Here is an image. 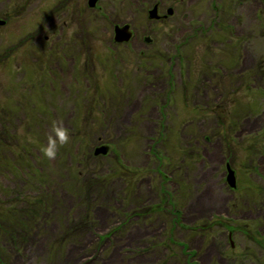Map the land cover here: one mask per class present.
<instances>
[{"label": "rangeland", "instance_id": "obj_1", "mask_svg": "<svg viewBox=\"0 0 264 264\" xmlns=\"http://www.w3.org/2000/svg\"><path fill=\"white\" fill-rule=\"evenodd\" d=\"M13 1L0 264H264V0L179 3L142 53L108 47L97 20L62 41L42 20L54 0ZM54 121L71 139L49 160Z\"/></svg>", "mask_w": 264, "mask_h": 264}, {"label": "flooded vegetation", "instance_id": "obj_2", "mask_svg": "<svg viewBox=\"0 0 264 264\" xmlns=\"http://www.w3.org/2000/svg\"><path fill=\"white\" fill-rule=\"evenodd\" d=\"M16 3L19 4L18 0L10 2L14 7H16L14 5ZM179 3L189 6L191 0H54L50 3V7L44 13L42 20L52 19L57 28L58 33L55 34L57 38L65 36L62 41L77 38L78 27L81 30L83 25H90L93 20H97V24L104 28V33L110 32L107 38L110 42L108 47H112V44L117 46L121 43L123 50L126 47L127 51L142 53L143 49L153 46L155 43L157 28L154 26L163 25L168 21V24L172 23L173 19L170 17L176 13ZM25 4L28 5V0L26 3L22 2L21 6L24 7ZM130 12L139 16L138 24L143 22L146 24L140 28L134 24L135 21H127L125 16ZM7 16L6 12L0 14L3 23L4 17ZM152 22L153 24H151ZM123 26H125V31L129 33V36L126 40L118 41L115 37L119 36L118 30H122ZM63 27L71 28L68 39L66 33L61 34L60 29ZM165 38L163 40L167 41Z\"/></svg>", "mask_w": 264, "mask_h": 264}, {"label": "clouds", "instance_id": "obj_3", "mask_svg": "<svg viewBox=\"0 0 264 264\" xmlns=\"http://www.w3.org/2000/svg\"><path fill=\"white\" fill-rule=\"evenodd\" d=\"M69 129L64 126L63 122H52L46 137V144L40 148L41 154L49 159L54 160L57 156L59 148L70 142Z\"/></svg>", "mask_w": 264, "mask_h": 264}, {"label": "water", "instance_id": "obj_4", "mask_svg": "<svg viewBox=\"0 0 264 264\" xmlns=\"http://www.w3.org/2000/svg\"><path fill=\"white\" fill-rule=\"evenodd\" d=\"M0 23H2V20H0ZM119 31V36H116L115 38L117 40H121V39H126L128 37V32L125 31V26H123L122 30H118ZM105 151V147L104 145H99V146H95L93 149L94 153H98V152H104ZM226 170H227V174H226V180L228 181L230 186L234 185V176H233V170L229 167V165L226 163Z\"/></svg>", "mask_w": 264, "mask_h": 264}, {"label": "trees", "instance_id": "obj_5", "mask_svg": "<svg viewBox=\"0 0 264 264\" xmlns=\"http://www.w3.org/2000/svg\"><path fill=\"white\" fill-rule=\"evenodd\" d=\"M218 220L221 221V222H223V223H226L225 222L226 221L225 219L219 218ZM222 220H225V221H222Z\"/></svg>", "mask_w": 264, "mask_h": 264}]
</instances>
